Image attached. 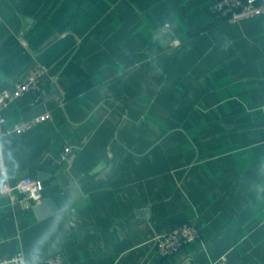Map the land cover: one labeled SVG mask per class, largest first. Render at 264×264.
Returning a JSON list of instances; mask_svg holds the SVG:
<instances>
[{
	"label": "crops",
	"instance_id": "crops-1",
	"mask_svg": "<svg viewBox=\"0 0 264 264\" xmlns=\"http://www.w3.org/2000/svg\"><path fill=\"white\" fill-rule=\"evenodd\" d=\"M213 1L0 0V85L48 66L4 109L11 181L39 178L52 204L0 194V260L68 202L43 264H264V12L216 20ZM182 222L202 238L161 257Z\"/></svg>",
	"mask_w": 264,
	"mask_h": 264
},
{
	"label": "built area",
	"instance_id": "built-area-1",
	"mask_svg": "<svg viewBox=\"0 0 264 264\" xmlns=\"http://www.w3.org/2000/svg\"><path fill=\"white\" fill-rule=\"evenodd\" d=\"M210 12L216 20L236 22L241 19H250L264 12V0H215L210 5ZM48 72V66L36 62L29 71L22 77L11 81L7 86L0 85V140H3L11 129L6 127L5 107L15 98L27 91L37 89L42 77ZM40 96L36 97L39 100ZM50 112H44L32 120L23 121L14 125L13 129L23 132L33 125L50 118ZM72 148L64 146L59 155V161L68 160ZM43 183L39 178L24 176L15 182L8 181L2 195L6 196L11 203L18 201L25 202L28 206H36L43 202ZM201 228L191 222L176 224L171 230L156 237V249L161 257L178 253L187 243L201 239ZM24 255L21 248L14 255L7 259L0 260V264H18ZM44 264H65L64 253L58 251L44 259ZM212 264H231L226 254L219 256Z\"/></svg>",
	"mask_w": 264,
	"mask_h": 264
},
{
	"label": "clouds",
	"instance_id": "clouds-1",
	"mask_svg": "<svg viewBox=\"0 0 264 264\" xmlns=\"http://www.w3.org/2000/svg\"><path fill=\"white\" fill-rule=\"evenodd\" d=\"M6 141L0 140V194H3L7 183L13 178L17 161L10 149L5 147ZM69 204L65 202L55 214L47 228L36 238L28 250L18 261V264H43L45 250L54 251L60 243L59 230L65 221V213Z\"/></svg>",
	"mask_w": 264,
	"mask_h": 264
},
{
	"label": "water",
	"instance_id": "water-1",
	"mask_svg": "<svg viewBox=\"0 0 264 264\" xmlns=\"http://www.w3.org/2000/svg\"><path fill=\"white\" fill-rule=\"evenodd\" d=\"M102 165L103 164L99 165L96 170L100 169ZM50 203L51 202L49 199H45V201L43 203L36 205L34 207V209L36 210L38 215L42 216L51 210L52 204H50Z\"/></svg>",
	"mask_w": 264,
	"mask_h": 264
}]
</instances>
